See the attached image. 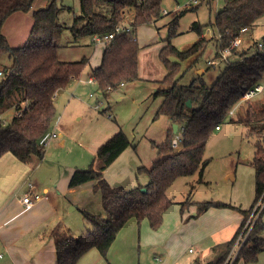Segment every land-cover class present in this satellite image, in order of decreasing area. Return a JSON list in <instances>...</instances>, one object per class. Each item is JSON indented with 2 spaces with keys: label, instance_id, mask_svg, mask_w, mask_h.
<instances>
[{
  "label": "trees",
  "instance_id": "16d2710c",
  "mask_svg": "<svg viewBox=\"0 0 264 264\" xmlns=\"http://www.w3.org/2000/svg\"><path fill=\"white\" fill-rule=\"evenodd\" d=\"M60 1L48 0L47 6L34 9V23L29 37L24 44L13 46L2 32L4 22L17 10H30L35 0H0V61L6 52L13 59L10 66L0 68V114L11 107H15L18 112L8 122L0 120V157L7 151L24 162L33 156L38 159L44 157L46 147L41 145L40 140L52 129L57 113L55 95L72 78H79L88 63L87 56L80 60H62L59 57L60 39L68 28L59 21L60 14L65 9ZM162 1L80 0L81 13L69 27L75 39L112 32L124 21L125 8L133 7L135 10L132 32L115 35L107 43L100 64L90 73L105 97L121 84L139 77L140 45L137 27L161 16ZM104 3L107 5L106 10ZM262 14L264 0H224L222 8L216 14L221 46L228 45L232 39L241 35L243 29L252 26ZM178 19L179 15L173 19L167 38L168 44L160 51V58L168 72L162 80L164 86L158 88L154 95L163 96L155 117L164 114L170 117L173 124L184 126L182 148L175 149L171 144L175 133L172 124L166 139L159 144L160 156L150 167L139 168L148 173L149 181L126 188L122 185L113 186L105 178L104 171L132 142L122 128L105 140L92 162L87 167H77L69 181V186L75 187L96 180L94 189L101 193L103 212L81 209L84 220L91 225L87 232L80 235L56 233L55 264H78L81 256L91 248H97L107 258L110 246L131 217H135L139 225L147 219L151 228H160L166 210L173 203L168 195L169 187L177 177L196 172L200 174L199 180H203L204 171L210 162L209 158H204L207 141L216 127L226 120L248 124L249 132L258 137L251 162L255 168L256 195L252 205L242 211L243 219L227 244L210 260L202 262L196 258L193 264L226 262L246 217L263 193L264 141L261 133L264 132V94L261 101H249L246 110L236 118L228 112L244 91L264 76V55L259 51L249 55L243 52L239 58L228 61L212 84H208L203 75L194 78L189 84L181 83L178 77L181 63L172 61L170 57L187 59L201 52L208 40L202 36L187 49L177 48L171 43V38L178 33ZM193 28L203 34L202 24L198 21L194 22ZM189 99L191 106L188 104ZM182 203L181 211L194 203L197 205V212L212 206H232L223 201H193L190 198ZM263 231L264 220L260 217L232 264H236L240 258H244L246 264L257 260L264 249Z\"/></svg>",
  "mask_w": 264,
  "mask_h": 264
},
{
  "label": "rangeland",
  "instance_id": "374dc122",
  "mask_svg": "<svg viewBox=\"0 0 264 264\" xmlns=\"http://www.w3.org/2000/svg\"><path fill=\"white\" fill-rule=\"evenodd\" d=\"M187 1L189 0H163L161 16L137 27L136 33L141 49L137 79L126 82V85L121 84L117 89L112 90L108 97H105L98 89L95 82L77 83L72 78L64 87L65 94L57 104L56 119L58 120L61 116L60 120L63 119L65 122L68 133L66 132L64 137L53 138L47 144L48 146L56 140L67 138V143L63 147V160L69 161V158L74 155L69 163L74 164L79 159L75 157V154L79 141L83 142L80 138L82 133L85 132L86 126L90 125L89 122L95 113H101L106 117L103 112L106 106L113 112L112 120L117 121L132 144L124 154L123 152L120 154V158L118 157L105 169V177L108 181L127 188L149 181L148 173L139 168L143 165L150 167L160 156L159 144L166 139V130L171 124L167 115L161 114L154 118L158 105L163 100L162 95L155 96L154 92L164 86L162 80L168 72L167 66L160 58V51L168 44L167 38L170 35L173 19L179 15L178 33L171 38V43L177 48L187 49L202 36L208 40L201 52L187 59L170 57L172 61L181 63L178 76L181 83H191L199 76L196 69L204 68L205 79L208 84H212L228 63L224 60L214 67L207 62L217 53L216 37L219 32L216 14L222 8L224 0H201L197 8L186 6ZM60 3L65 5V9L61 12L59 21L68 28L60 39L59 57L62 60H80L84 56H89L91 63L86 64L82 73L88 80L91 73L90 65H95L99 61L102 47L97 48L95 42L94 44L90 42L88 36L75 39L69 28L75 17L81 13L80 0H61ZM47 5L48 0H35L30 10H17L8 16L2 32L8 37L11 45L20 46L26 42L34 23L33 10ZM106 7L107 5L104 6L105 10ZM134 14L133 7L125 8L122 23L132 24ZM197 21L202 24V35L193 28L194 22ZM218 41L217 39V43ZM106 45L102 43V46L106 47ZM235 52L230 55V60L240 57L241 53L237 51L240 55L235 57ZM255 52L256 48L253 46L246 49L248 55ZM12 63L13 59L6 52L2 55L0 68L3 69ZM69 97H79L78 103L74 100L68 106ZM261 99L262 97L254 101H261ZM97 104L99 107H96ZM79 108L82 111L77 114L76 110ZM238 112L234 115L235 118L241 113ZM17 113V109L11 107L0 114V120L8 122ZM79 114L83 115L82 119H79ZM221 126L220 130H214L206 144L204 158H209L210 162L204 171L203 180H199V172L177 177L168 189V195L173 199V203L166 210L163 225L153 229L148 222L139 225L133 217L119 231L118 240L111 253H108L107 258L103 256L106 260L104 264H191L197 256H200L203 249L204 254L212 255L214 249L218 251L222 248L231 229L243 218L242 211L252 205L256 195L255 168L251 162L258 137L249 132L250 126L244 122L226 120L221 123ZM55 131L59 133V129ZM261 139L264 141V132L261 133ZM96 195L100 200L99 207L93 196L90 197L89 202L84 200L83 204H87L90 211L103 212L101 194L97 192ZM187 198L193 201H223L232 206H212L197 212L195 204L193 209L196 212L188 218L180 232H175L176 221L181 216V212L184 214L188 209L192 210V207H186L184 211H181L182 202ZM253 208L246 217L241 232L251 219ZM71 213L78 216L75 218L76 222L81 225L85 223L81 210H71ZM260 217L264 220V208L252 217V221H257ZM85 225H87L85 230L87 232L91 229V225L87 223ZM252 229L248 232L247 238ZM80 234L82 233H78ZM262 235L264 236V231ZM189 248H193L194 252ZM232 255L234 256V253ZM236 264H246V262L244 258H240ZM249 264H264V249L259 253L257 260Z\"/></svg>",
  "mask_w": 264,
  "mask_h": 264
},
{
  "label": "crops",
  "instance_id": "0c3cea01",
  "mask_svg": "<svg viewBox=\"0 0 264 264\" xmlns=\"http://www.w3.org/2000/svg\"><path fill=\"white\" fill-rule=\"evenodd\" d=\"M219 38L220 35L218 34L216 37L217 51V39L219 40ZM259 41L264 42V14L259 16L252 26L242 31L241 43L237 46L236 50L242 54L243 52L246 53L248 47L253 46L256 48L257 52V42ZM90 42L92 41L90 40ZM243 44L244 46L242 47ZM95 46H97V48L99 46L102 47V55L95 65H90L91 71L94 67L100 64L105 50L102 43H95ZM237 51L235 52V57L240 55L239 53L237 54ZM88 63H91L89 56ZM196 70L199 75H203V78L206 81L204 68H197ZM90 77L89 74V78ZM89 78L86 80V76L82 74L79 78H74L73 80H76L77 83H85L87 81L92 83L89 81ZM122 85H126V83H123ZM64 90L65 88L60 89L55 95L56 107L58 101L63 94H65L63 93ZM72 96H74V93H72ZM78 99L79 97H69L67 99L69 100L68 106L74 100L78 103ZM96 107H99V104H97ZM103 110L106 117L101 113L94 114L93 112L94 115L89 122L90 125L86 126L85 132H83L80 137L83 139V142L80 140L78 143L75 157H79V159H77L74 164H69L74 155L69 158V161L63 160V147L67 143V138H61L46 146L45 155L42 159L33 156L29 161L24 162L18 159L10 151L5 152L0 157V264H55L57 262L56 233L78 235V233L86 232V221L84 220L85 223L83 225L76 222L75 218L78 216L73 215L71 210H89L90 207L87 206V204H83V202L84 200L89 202L91 196H93L99 207L100 200L96 194L97 192L99 194L101 193L94 189L96 180H91L75 187L69 186V181L74 170L77 167L90 164L94 159L99 146L121 128L116 120H112L114 118L112 110L107 109L106 106ZM76 111L78 114L82 109L79 108ZM79 115V119H82L83 115ZM56 118L57 113L52 124V130L59 129L57 137H64L66 132L68 133L66 124L63 119L60 120L61 116L58 120ZM154 118L156 117L154 116ZM170 123L171 124L167 128L166 133L173 124L171 119ZM221 127L222 126L220 125V128H216V130H220ZM128 148L129 147L123 151V154ZM118 157L120 158V155ZM30 181L36 183V191L46 193L47 197L28 206L24 204L22 198L30 189L28 184ZM109 182L113 186H117V184H114L110 180ZM145 183L147 182L145 181ZM194 206L195 204L192 203L188 207H192V210L188 209L184 214L181 212V216H179L176 221L175 232H180L183 226L187 223L188 218L196 212V210L194 211L193 209L195 208ZM165 216L166 215H164V221ZM132 218L133 217L128 221ZM242 219L231 229L230 233L227 235L228 239L223 246H225L234 235ZM144 222H148V220L144 219L141 224ZM118 235L110 246L108 253H111L113 250L118 240ZM189 250L194 252L193 248H189ZM203 251L204 249L200 252V256H197L199 259L202 257V262L210 260L217 252L216 249H214L212 255H207L204 254ZM105 261L103 255L97 248H91L81 256L78 264H104ZM194 261H192L191 264H193Z\"/></svg>",
  "mask_w": 264,
  "mask_h": 264
},
{
  "label": "built area",
  "instance_id": "2783aa9c",
  "mask_svg": "<svg viewBox=\"0 0 264 264\" xmlns=\"http://www.w3.org/2000/svg\"><path fill=\"white\" fill-rule=\"evenodd\" d=\"M140 1H143V0H140ZM200 2L201 0H189L187 1L186 6L192 7V6L199 4ZM165 12L167 11L165 10ZM245 29L246 28H244L243 30ZM132 30H133L132 24L119 23L115 27L114 31L107 32V33H96L90 38V40L95 43L107 44L115 37V35L119 33H123V32H132ZM219 43H220V46L218 47V51L216 55L213 58L208 60V64L214 67H217V65L221 61L230 60V55L233 54V49L241 43V35L232 39L231 42L224 47L221 46L220 41ZM257 48H258V51L264 55V42L263 41L257 42ZM89 81L95 82V79L93 77H90ZM263 94H264V76L259 81L254 83L250 88L244 91L241 98L229 109L228 114L234 117V115H236L238 111H239L238 113L245 111L246 110L245 108L247 107V104L249 103V101L258 100L263 96ZM216 128H220V125H218ZM184 129H185L184 126H180L178 127L177 132L174 133V136L172 137V140H171V144L173 148L175 149L182 148L183 143H184ZM57 136H58V133L54 129L53 130L51 129L41 138L40 143L42 146L46 147L47 144L53 138ZM28 184H29L30 189L28 190V192L25 193V195L22 198V201L24 202V204L30 206V205L37 203L42 198L47 197L46 193L44 192L41 193V192L36 191L35 182L30 181ZM263 208H264V191L259 197V199L257 200L256 204L254 205L253 212L251 214V219L247 222L245 228L243 229L239 238L237 239L234 245V248L231 251L230 256L226 260L227 264H232L242 244L246 241L248 232L254 227L256 221L255 220L252 221L253 219L252 217H254L256 213H259ZM233 253H234V256L232 255Z\"/></svg>",
  "mask_w": 264,
  "mask_h": 264
},
{
  "label": "water",
  "instance_id": "95a60500",
  "mask_svg": "<svg viewBox=\"0 0 264 264\" xmlns=\"http://www.w3.org/2000/svg\"><path fill=\"white\" fill-rule=\"evenodd\" d=\"M188 104H189V106L192 105V102H191L190 99L188 100ZM173 128H174V132H177V130H178V124L177 123H174L173 124ZM143 189L146 190V188H143Z\"/></svg>",
  "mask_w": 264,
  "mask_h": 264
}]
</instances>
